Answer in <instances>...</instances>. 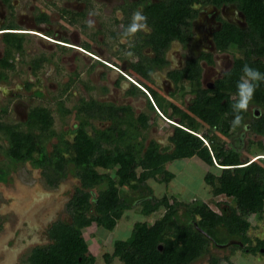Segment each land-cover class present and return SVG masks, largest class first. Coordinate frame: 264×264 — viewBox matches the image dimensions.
Listing matches in <instances>:
<instances>
[{
  "label": "trees",
  "instance_id": "trees-1",
  "mask_svg": "<svg viewBox=\"0 0 264 264\" xmlns=\"http://www.w3.org/2000/svg\"><path fill=\"white\" fill-rule=\"evenodd\" d=\"M229 4L243 15V26L222 21L213 34V44L217 51L232 56L231 66L215 80L212 90L201 88L200 58L190 60L183 71L176 74V80L185 79L192 86L194 99L187 110L172 107L173 114L181 117L183 128L174 127L171 152L160 150L154 142L137 148L125 142L122 136L118 141L119 138L115 140L107 132L88 134L83 125L73 132V139L68 142L62 134L53 131V116L47 107L30 109L23 124L25 131L15 124L0 122V132L8 143L5 153L11 163L28 161L42 167L50 186L67 172L74 173L80 182L66 206L69 218L49 226V242L32 248L26 264H94L93 257L87 254L83 231L92 224L111 229L134 203H138L140 216L163 209L161 222L153 225L134 222L130 238L114 240L112 252L103 255L106 263L116 258L121 264H194L206 258V264H220V258L211 253V248L217 245L264 255V239H251L248 235L251 227L248 218L264 217V158L251 160L261 155L255 154L245 160L239 144L226 146L220 138L237 132L264 136V80L256 86L247 109L241 113V125L236 128L231 125L232 104L237 99L236 85L243 65L264 69V0H160L146 5L142 13L147 17L151 34L145 44L162 56L171 40L178 39L182 43L189 40L193 20L201 7L219 8ZM201 58L212 64L211 54ZM137 70L148 78L149 69ZM0 79H3L2 73ZM196 119L207 122L204 132L199 133L200 124ZM51 137L57 139V143L52 144L50 153L45 151V143ZM203 140L209 150L204 148ZM255 144L264 153V145ZM109 145L112 147L108 148ZM249 145L245 151L249 150ZM194 156L209 167L208 163L214 159L217 172L206 171L204 183L213 197L230 198L233 206L223 204L224 207L215 211L202 200L171 202L168 194L159 198L153 195L148 179L167 184L174 174L165 164ZM1 170L0 181H3L6 171ZM110 170L112 174L108 173ZM122 187L135 191L137 198L121 194ZM225 260L229 262L227 257Z\"/></svg>",
  "mask_w": 264,
  "mask_h": 264
},
{
  "label": "flooded vegetation",
  "instance_id": "flooded-vegetation-1",
  "mask_svg": "<svg viewBox=\"0 0 264 264\" xmlns=\"http://www.w3.org/2000/svg\"><path fill=\"white\" fill-rule=\"evenodd\" d=\"M158 1L0 0V15H3L4 8L7 9L6 20L0 25V73L3 74V79H0V104L11 100L13 110L27 108L29 105L24 100L54 104L60 117H71L66 129L60 133L54 131L62 134L64 140L66 136L73 139V132L83 125L88 134L107 132L115 140L122 136L125 142L137 148L146 147L151 142L161 143V149L164 142L158 139L150 140L145 145L142 141L147 137L145 134L157 128L160 122L171 124L163 115L161 103L164 102L171 111L172 107L187 110L194 99L192 86L185 79L176 80V74L182 72L190 60L200 58L201 88L212 90L215 80L226 71L210 83H205L202 78L205 70L202 62L212 67L215 55L224 53L215 49L213 34L221 27L222 21L240 27L244 21L232 11L234 6L230 4L219 8L203 6L193 20L189 40L186 43L171 40L161 56L145 44L151 34L148 25L145 30L123 39L132 14ZM6 37L10 39L11 46L4 44ZM27 37H32L44 49L34 54L33 58L29 56V51H22L24 42H28ZM194 37L198 41L197 49L193 50L190 45ZM21 41L22 46L18 47ZM207 54H211L212 64L201 58ZM54 57L55 61L51 62ZM175 57L176 61L173 60ZM16 61L20 64L23 61L26 65L24 71L19 70V74L14 69ZM4 62L8 64L5 67L2 65ZM139 68L149 69L148 78L137 70ZM158 73H163L167 82L161 88L154 81ZM17 75L23 78L16 81L14 76ZM53 78L56 79L54 85L51 84ZM186 90L188 95H193L191 104L185 99ZM30 109L16 117L22 118V125ZM1 110L6 113L5 107H1ZM172 125L169 133L174 132V127L183 128ZM45 151L51 153L52 149L48 151L45 145ZM18 163H28L33 169L40 170L48 184L42 167L33 166L28 161ZM70 174L74 175L67 172L64 178ZM9 175L10 172L0 183H7ZM76 179V188H79L80 182ZM217 246L221 248L223 245Z\"/></svg>",
  "mask_w": 264,
  "mask_h": 264
},
{
  "label": "rangeland",
  "instance_id": "rangeland-1",
  "mask_svg": "<svg viewBox=\"0 0 264 264\" xmlns=\"http://www.w3.org/2000/svg\"><path fill=\"white\" fill-rule=\"evenodd\" d=\"M1 19L2 17L0 16V21ZM27 40L28 42H24L22 51H29L30 57L33 58L34 54H39L41 50H44L32 37H27ZM215 58V63L212 67L206 68L203 72L202 78L205 80V83H210L220 77L222 72L231 66V55L222 53L215 55ZM52 61H55V57ZM25 66V64H20L16 61L14 69L19 74V70L22 69L24 71ZM21 78L23 77L20 75L19 77L18 75L15 76L16 81ZM94 79H97V75L94 76ZM51 84H56L55 78L51 79ZM24 101L29 105L25 109L20 107L13 110L11 100L0 104V122L17 123L18 129L25 131L26 126L21 124L23 123L22 118L18 119V116L32 106L39 105L47 107L51 111L53 116V131L60 133L62 129H66L69 126L71 117H60L54 104L48 101ZM25 102L23 105H25ZM1 107L6 108V113L2 112ZM206 123L199 122V133L205 131ZM170 129L168 125L157 126V128L150 130L151 132L148 129L150 133L147 132L148 134H145L147 137H144L142 140L144 145L153 139L166 142L165 140L167 135L170 134ZM240 133L237 132L236 134L234 133L235 135L229 137L221 136L220 138L226 146L230 145V143L234 145L239 144L241 156L245 160L255 154H261L259 156L264 154L255 144L256 142H260L264 145V136H255L248 132ZM239 134L240 136H238ZM65 139L66 141H71L72 138L66 136ZM249 141L251 142L249 143ZM54 143H56L54 137L47 140L45 143L46 149L50 151ZM247 144H250L249 150L245 151ZM6 148L7 141L0 132V169H2L1 171L10 172L8 182L0 183V264H26L25 259L32 248L45 245L49 242L47 236L49 226L57 220L69 218L66 204L74 195L73 193L78 185V181L74 175L70 174L59 181L56 187L53 185L55 187L53 188V186L46 184L40 170L33 169L30 164L11 163L5 153ZM210 162L208 164H211V167L196 157L188 163L174 160L165 164V168L174 174V178L170 182L165 184L148 179L147 184L152 188L153 195L158 198L164 194H168L170 201L202 200L215 211H219V207L221 206L224 207L223 204L233 206L230 198L225 196L213 197L210 194V188L204 183L203 174L206 171L217 172L212 159ZM108 173L112 174V171L110 170ZM121 194L129 198H137L138 196L135 191L126 187L121 188ZM217 203L220 205L216 206ZM138 210V203H134L131 209L125 211L121 215V218L115 221L111 229H103L96 224H92L83 231L82 235L87 244V254L93 257L94 264H121L116 258H113L109 263H106L103 259L104 254L112 252V242L117 239L130 238L134 222H146L149 225L161 222L163 209H159L149 216H140ZM248 220L251 224L248 230L249 237L251 239L255 237L264 239V217L257 219V216L252 215ZM211 253L220 258V264H264V255L260 253L252 255L243 253L239 249L233 248L230 250L225 247H213L211 248ZM225 257L228 258L229 262L225 260ZM194 264H206V258L200 259Z\"/></svg>",
  "mask_w": 264,
  "mask_h": 264
},
{
  "label": "clouds",
  "instance_id": "clouds-1",
  "mask_svg": "<svg viewBox=\"0 0 264 264\" xmlns=\"http://www.w3.org/2000/svg\"><path fill=\"white\" fill-rule=\"evenodd\" d=\"M146 28L147 17L142 13V11L137 10L132 14L131 21L125 28V31L123 33V39H128L138 31L145 30ZM241 71L242 75L237 81L236 85L237 99L232 104L234 118L231 121V125L233 128H236L237 126L241 125V113L247 109L248 102L251 99L256 86L260 83L261 80H264V69H261L260 67L245 64L243 65ZM196 135L199 136V134ZM203 144L205 145L204 147L209 150L208 144L205 140H203ZM258 157L264 158V155H258L256 157H253L251 160L256 159ZM212 160L214 166H217L215 164L214 159Z\"/></svg>",
  "mask_w": 264,
  "mask_h": 264
},
{
  "label": "crops",
  "instance_id": "crops-1",
  "mask_svg": "<svg viewBox=\"0 0 264 264\" xmlns=\"http://www.w3.org/2000/svg\"><path fill=\"white\" fill-rule=\"evenodd\" d=\"M159 2V1H158ZM233 6V5H232ZM4 10L5 11H2V14L3 15H0L1 17H2V19H1V21H0V25L2 24V23H4L5 22V20H6V13H7V9L6 8H4ZM232 11L235 13V14H237V15H239L240 16V12L235 8V7H232ZM238 16V17H239ZM244 21V20H243ZM196 37V36H195ZM194 37V39H192V42H191V47H193V50L194 49H197V46H196V44H197V41H198V39H197V41H195V38ZM5 39H7V41L5 42V40H3V42H4V44L6 45V47L8 46V45H12V44H9L8 42L10 41V39L8 38V37H6ZM20 45H18L17 44V46L18 47H21L22 46V41L19 43ZM45 44H47V42L45 43ZM2 46V44L0 43V47ZM197 51V50H196ZM173 60L174 61H176V57H175V59L173 58ZM24 62L22 61V63L21 64H23ZM203 63V64H202ZM201 64H202V67H203V69H206V68H209L210 66H207V64H205L204 62H202ZM14 78H15V76H14ZM164 78H165V76L163 75V73H161V74H159L158 73V76H157V79L156 80H154L155 82H156V84H157V86H158V88H161L162 86H164L165 85V83H167L165 80H164ZM184 96H185V99L186 100H188L189 101V103L191 102V100L190 99H192V94L190 93L189 95H188V91L186 90V92H185V94H184ZM171 100H172V98H171ZM161 101V100H160ZM193 101V100H192ZM163 102V101H162ZM174 102V101H173ZM164 103V102H163ZM163 103H161V108H162V111H163V115L165 116V118H167V119H169V122L171 123V124H162L163 122H160V124L158 125V126H169V127H173V125L172 124H174V125H176V126H178V125H180V124H182L181 123V117H179V116H177V115H174L173 114V112L171 111V108L170 107H168V106H166V104H163ZM191 104V103H190ZM176 106H177V104H176ZM196 121L197 122H199L197 119H196ZM4 123H6V122H4ZM7 124H11V123H7ZM162 124V125H161ZM172 132L170 133V137L168 138H166V142H164V146H162L161 147V149H160V146L162 145L161 143H156L157 145H158V147H159V149L160 150H165L166 152H171L172 151V149H173V144L170 142V138L172 137ZM7 145H8V143H7ZM194 157H196V158H199L198 156H194ZM194 157H191V158H188V159H181V160H179V161H183V162H185V163H188L189 161H192V159L194 158ZM168 163H170V162H168ZM167 164V163H166ZM206 166V165H205ZM5 171V170H4ZM7 173L8 172H6V175H7ZM9 179V178H8ZM154 180V179H153ZM149 185V184H148ZM151 188V187H150ZM152 189V188H151Z\"/></svg>",
  "mask_w": 264,
  "mask_h": 264
},
{
  "label": "water",
  "instance_id": "water-1",
  "mask_svg": "<svg viewBox=\"0 0 264 264\" xmlns=\"http://www.w3.org/2000/svg\"><path fill=\"white\" fill-rule=\"evenodd\" d=\"M240 17H241V19L242 20H244V18H243V15L240 13ZM199 230V229H198ZM200 232H202L201 230H199ZM203 233V232H202ZM205 236H207L205 233H203ZM229 243H233V241L232 242H229Z\"/></svg>",
  "mask_w": 264,
  "mask_h": 264
}]
</instances>
